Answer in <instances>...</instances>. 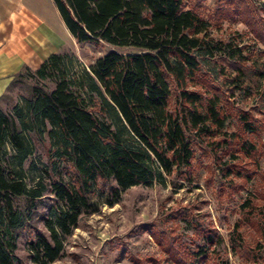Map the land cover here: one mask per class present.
Listing matches in <instances>:
<instances>
[{
    "label": "trees",
    "instance_id": "obj_1",
    "mask_svg": "<svg viewBox=\"0 0 264 264\" xmlns=\"http://www.w3.org/2000/svg\"><path fill=\"white\" fill-rule=\"evenodd\" d=\"M187 1L54 0L79 43L105 42L131 51L111 49L91 72L81 74L73 71L71 55L52 54L36 70L25 67L0 99V264H23L17 254L19 230L33 218L45 191L53 195L46 219L49 236L39 233L31 241L34 264H53L62 256L65 238L81 215L94 208L91 193L98 183H115L109 186L113 204L135 185L166 181V175L174 174L190 179L192 135H221L229 117L228 90H259L264 105V61L234 39L214 38L210 20L187 8ZM229 4L234 9L222 17H238L264 45V20L253 7L246 0ZM204 66L226 75L229 88L205 81L204 91L190 89L199 84ZM24 76L52 79L56 87L31 85L11 108H4L3 100H10V90ZM83 90L97 94L111 121L93 110ZM237 117L244 134L260 130L253 116ZM46 135L69 163L72 181L55 180L49 187L43 173L28 183L25 163L36 148L35 138ZM221 138L217 144L231 148L234 140ZM237 142L246 155L256 151L250 139ZM245 206L248 222L264 238V218H257L251 200ZM208 239L213 242L210 235ZM230 243L248 256L254 250L237 230Z\"/></svg>",
    "mask_w": 264,
    "mask_h": 264
},
{
    "label": "rangeland",
    "instance_id": "obj_2",
    "mask_svg": "<svg viewBox=\"0 0 264 264\" xmlns=\"http://www.w3.org/2000/svg\"><path fill=\"white\" fill-rule=\"evenodd\" d=\"M231 1L239 0H188L187 8L196 9L210 20L214 38L234 39L264 61V45L255 41L248 26L238 17H222L225 10L234 9ZM246 1L255 16L264 20V0ZM111 49L131 51L105 42H78L72 46L68 41L63 53L74 58L73 71L81 74L91 72L95 61ZM20 79L8 94L10 100H3L4 108H11L31 85L39 84L47 90L56 87L52 79ZM226 80V75L212 73L204 66L197 79L199 84L190 89L204 91L205 81H210L227 90ZM260 93L256 89L227 91L229 117L222 136L192 135L195 157L190 179L174 174L166 175V181L135 185L124 190L121 199L113 204L109 203L113 199L109 186L115 183H98L91 193L94 208L81 215L78 226L65 238L62 256L53 264H264V238L248 222L250 209L245 206L251 200L257 218H264V105ZM82 94L99 116L111 121L108 115L104 116L97 94L86 90ZM238 113L253 116L260 125L258 133L244 134ZM221 137L234 140L231 148L223 149L217 144ZM239 138L255 142L256 151L250 155L241 152ZM35 140L36 148L25 163L28 183L33 184V176L43 173L49 187L55 180L72 181L69 163L51 146L49 137ZM52 203V193L45 191L33 218L19 230L17 254L23 264H34L29 250L31 241L39 233L49 236L46 219ZM236 230L243 233L246 245L254 248L250 256L232 249L230 238Z\"/></svg>",
    "mask_w": 264,
    "mask_h": 264
},
{
    "label": "crops",
    "instance_id": "obj_3",
    "mask_svg": "<svg viewBox=\"0 0 264 264\" xmlns=\"http://www.w3.org/2000/svg\"><path fill=\"white\" fill-rule=\"evenodd\" d=\"M78 44L54 0H0V99L25 67Z\"/></svg>",
    "mask_w": 264,
    "mask_h": 264
}]
</instances>
